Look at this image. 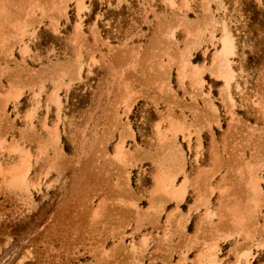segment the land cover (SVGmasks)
I'll list each match as a JSON object with an SVG mask.
<instances>
[{
  "label": "rangeland",
  "instance_id": "1",
  "mask_svg": "<svg viewBox=\"0 0 264 264\" xmlns=\"http://www.w3.org/2000/svg\"><path fill=\"white\" fill-rule=\"evenodd\" d=\"M0 264H264V0H0Z\"/></svg>",
  "mask_w": 264,
  "mask_h": 264
},
{
  "label": "bare ground",
  "instance_id": "2",
  "mask_svg": "<svg viewBox=\"0 0 264 264\" xmlns=\"http://www.w3.org/2000/svg\"><path fill=\"white\" fill-rule=\"evenodd\" d=\"M229 51H230V46H229V44H228V42L226 41L225 42V45H224V48H223V56H226L227 55V53H229ZM217 59V58H216ZM226 60V59H225ZM222 63V62H221ZM225 65V64H224ZM215 67V66H214ZM216 68V67H215ZM222 68V67H221ZM211 69H213V68H211ZM224 72H225V70H223ZM219 72V71H218ZM213 73V72H212ZM216 74V73H215ZM219 74V73H218ZM226 74V73H225ZM227 76V75H226ZM218 161V160H217ZM246 189V188H245ZM246 205V204H245ZM202 254V253H201ZM200 254V255H201ZM199 256V255H198ZM200 257V256H199ZM205 257V256H204Z\"/></svg>",
  "mask_w": 264,
  "mask_h": 264
}]
</instances>
